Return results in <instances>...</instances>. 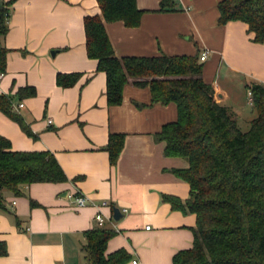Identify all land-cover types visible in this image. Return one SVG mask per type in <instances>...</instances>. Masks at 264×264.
<instances>
[{"label": "crops", "instance_id": "1", "mask_svg": "<svg viewBox=\"0 0 264 264\" xmlns=\"http://www.w3.org/2000/svg\"><path fill=\"white\" fill-rule=\"evenodd\" d=\"M220 1L174 0V10L161 12V0H136L143 12L137 28L112 22L105 30L119 58L206 51L201 77L213 87L215 102L231 108L241 127V121L254 117L249 86L264 84V43H254L243 23L219 26ZM99 13L95 0H17L9 7L0 95L12 98L33 136L1 112L0 136L14 151L53 154L67 182L31 184L19 197L3 192L0 242L7 254L0 264H86L81 247L86 231L101 228L95 221L98 211L106 218L103 227L115 231L106 253L126 251L127 264H172L177 252L192 245L195 215L163 199L188 198V184L174 173L188 163L165 156L164 143L155 140L164 125L176 120V106L151 104L149 88L131 82L120 105H107L105 74L87 57L83 30V18ZM58 74L80 77L62 88L56 84ZM25 87L34 94L18 96ZM18 104L23 107L16 110ZM110 135L124 136L114 165L105 150ZM77 194L87 199L85 207H75ZM103 202L108 205L100 207ZM114 208L120 211L118 220Z\"/></svg>", "mask_w": 264, "mask_h": 264}, {"label": "trees", "instance_id": "2", "mask_svg": "<svg viewBox=\"0 0 264 264\" xmlns=\"http://www.w3.org/2000/svg\"><path fill=\"white\" fill-rule=\"evenodd\" d=\"M17 0H0V72H5L9 52L2 45L7 34L9 7ZM99 15L85 16V50L96 61V70L105 74L108 106H118L128 83L148 87L151 104L176 106L174 122L155 134L164 143L167 157H178L188 167L175 170L189 186L185 201L171 196L163 199L173 209L195 215L193 242L177 252L172 264H264V84L249 86L254 117L242 131L231 108L214 100V90L203 81L199 56L117 57L105 24L122 22L137 28L143 14L136 0H95ZM175 9L174 0H161L159 11ZM219 26L230 22L247 25L254 43H264V0H221L217 4ZM79 74H58L62 88L75 85ZM32 87L17 91L33 95ZM0 112L33 136L14 111L12 98L0 95ZM124 144L123 135H110L106 151L114 165ZM67 177L48 151H14L9 140L0 136V209L3 192L22 196L21 188L37 183H65ZM30 206L35 203L30 200ZM81 251L86 264H127L124 250L106 253L107 242L115 235L101 227L85 232ZM7 254L0 242V257Z\"/></svg>", "mask_w": 264, "mask_h": 264}, {"label": "built area", "instance_id": "3", "mask_svg": "<svg viewBox=\"0 0 264 264\" xmlns=\"http://www.w3.org/2000/svg\"><path fill=\"white\" fill-rule=\"evenodd\" d=\"M206 55H207V52L206 51H203L200 56H199V61L200 62H203L205 59H206ZM4 77V72H0V80L3 79ZM248 97H249V104L251 105V92L250 90L248 91ZM23 107V104H18L17 106H15V109L18 110L20 108ZM48 124L51 123V120H48L47 121ZM87 199L85 198V196L81 195V194H77L74 198V203H75V207L76 208H83L86 206L87 204ZM108 204L106 202H103L101 204L100 207H106ZM95 221L97 222V225L99 227H103L105 225V222H106V218L105 216L101 213V211H98V213L96 214L95 216ZM146 229L148 230L149 227H146Z\"/></svg>", "mask_w": 264, "mask_h": 264}, {"label": "water", "instance_id": "4", "mask_svg": "<svg viewBox=\"0 0 264 264\" xmlns=\"http://www.w3.org/2000/svg\"><path fill=\"white\" fill-rule=\"evenodd\" d=\"M54 52H52V55H53ZM118 215H121L120 214V211L117 210L116 208L113 209V218L114 220H118L119 219V216Z\"/></svg>", "mask_w": 264, "mask_h": 264}, {"label": "rangeland", "instance_id": "5", "mask_svg": "<svg viewBox=\"0 0 264 264\" xmlns=\"http://www.w3.org/2000/svg\"><path fill=\"white\" fill-rule=\"evenodd\" d=\"M250 108L248 107V110H249ZM249 121V120H248ZM246 123H247V120L245 121H241V124H242V126L240 127L241 128V130L244 132V131H246L247 129H248V126L246 125Z\"/></svg>", "mask_w": 264, "mask_h": 264}]
</instances>
